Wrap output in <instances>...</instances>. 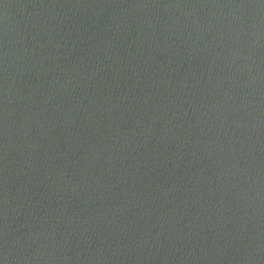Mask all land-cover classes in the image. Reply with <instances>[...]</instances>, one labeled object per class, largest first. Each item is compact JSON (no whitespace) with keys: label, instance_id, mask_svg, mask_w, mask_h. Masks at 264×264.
<instances>
[{"label":"water","instance_id":"1","mask_svg":"<svg viewBox=\"0 0 264 264\" xmlns=\"http://www.w3.org/2000/svg\"><path fill=\"white\" fill-rule=\"evenodd\" d=\"M0 264H264V0H0Z\"/></svg>","mask_w":264,"mask_h":264}]
</instances>
